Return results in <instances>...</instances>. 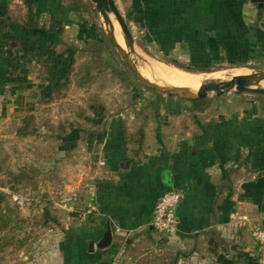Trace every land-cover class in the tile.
Here are the masks:
<instances>
[{
    "label": "crops",
    "instance_id": "obj_1",
    "mask_svg": "<svg viewBox=\"0 0 264 264\" xmlns=\"http://www.w3.org/2000/svg\"><path fill=\"white\" fill-rule=\"evenodd\" d=\"M143 1L147 16L175 17L178 42L172 52L188 55L190 62H232L235 68H243V61L264 63V0ZM29 7L24 16H0V102H12L0 104L8 108L0 114L2 127L9 113L18 118L23 107L20 126L25 117H35L37 107L64 98L71 86L70 77L56 76L67 28L57 46L55 16H31ZM16 21L25 28L11 25ZM60 80L66 88L57 96L50 88ZM262 110L256 119L230 113L184 126L176 140L168 132L173 125L153 130L121 119L60 125L23 138L51 145L40 174L49 188L43 194L49 197L46 252L37 254L34 246L29 256L21 251L14 258L9 251L0 255L1 263L150 264L151 253H172V264H264V246L252 236L264 229ZM91 111L98 113L95 106ZM203 115L193 113L196 119ZM172 191L183 194L180 225L171 236H159L152 227L154 210ZM30 213L22 209L24 217ZM108 228L112 244L101 250Z\"/></svg>",
    "mask_w": 264,
    "mask_h": 264
},
{
    "label": "rangeland",
    "instance_id": "obj_2",
    "mask_svg": "<svg viewBox=\"0 0 264 264\" xmlns=\"http://www.w3.org/2000/svg\"><path fill=\"white\" fill-rule=\"evenodd\" d=\"M39 1L43 0H0V16H6V9L9 10L11 16H24L28 6H35ZM114 1L129 26L133 44L140 54L141 59H138L137 62L132 56L133 63L142 70L144 77L155 85L157 79H154L155 77L148 70L143 59L146 62L160 63L189 76H200L199 87L196 90L204 83L226 82L239 76L247 77L249 73H256V71L264 72L263 62L251 63L247 61L240 63L243 68H235V64L226 62L218 64L216 68L212 66L213 68L204 71L202 69L204 67H201L203 62L197 60L195 62L191 60L192 62H190L188 55L182 52L165 53L155 42L152 44L149 41L144 43L145 27L132 22L130 19L140 6H144V1ZM53 2V11L57 8L59 18L67 28L66 46H72L78 51L74 71L69 76L71 86L69 90L63 93L64 98L37 107L34 115L35 125L39 128V133L48 132L53 127L55 130L60 125H89L94 120L109 124L121 119L130 126H147L153 128V130L155 128L156 130H163V126L173 125L175 128L173 130L169 129L168 132L171 133L172 139L176 140V136L182 133L184 126H194L197 125V122L209 124L218 120L217 116L220 114L231 113L245 116L244 112H247L246 115H250V119H256L261 115L264 96L249 93L231 92L220 97L210 94L208 100L211 101V106L204 112L203 116L198 117L199 119L193 116L195 112H193L194 107L191 102L174 97L172 103L169 104L168 97L161 96L164 99H159L157 94L145 89L135 80L117 50L107 40L108 33H113V31L106 25L101 14L96 10L93 0H53ZM112 20L117 26V31L124 38L118 23L115 19L112 18ZM104 36L107 39H104ZM86 38L89 39L86 40ZM141 44L144 45L141 46ZM190 64H193L192 66L195 68H191ZM65 66L63 64L60 67L56 76L60 74L61 77H66ZM87 71H91L94 81L90 84H84L81 88L79 86L80 80ZM45 74L46 71L42 70L40 76H45ZM220 75L223 78L213 77ZM157 82L161 83L160 81ZM48 90L47 86L41 89L45 98L50 95ZM12 92H15V89ZM0 104L12 105V102L6 99ZM94 105H96L98 113L91 111V107L93 108ZM1 107L0 114L1 111L8 110L7 107ZM22 109L23 107L18 113V118L12 117L9 113L11 118H9L7 125L2 127V124H0V195L5 197L0 210L7 204L12 207L18 206L19 218L25 220L26 223L24 224V230L18 233L16 238L17 240L29 238L25 247L18 249V247L12 246L5 250L4 253L10 251L9 255L14 258L21 251L28 252L27 255L29 256L34 246L37 247V254L46 252L43 249L45 246L43 244H46L49 231L48 226L44 225V212L46 208H49L47 202L49 197L43 195L49 191V188L47 179L42 180L40 174L45 171L46 167L42 166L41 162L48 155L51 145L47 140L43 141L41 138L25 142L17 136L18 122L25 112ZM35 143L44 144V146ZM33 148L36 150L33 151ZM32 170H35V172ZM36 192H40V196L36 195ZM24 208L30 209L31 213L28 217L22 215V209ZM5 234L0 233V237ZM171 254L151 253L148 257L151 258L149 263L172 264L174 255ZM0 264H2L1 260Z\"/></svg>",
    "mask_w": 264,
    "mask_h": 264
},
{
    "label": "trees",
    "instance_id": "obj_3",
    "mask_svg": "<svg viewBox=\"0 0 264 264\" xmlns=\"http://www.w3.org/2000/svg\"><path fill=\"white\" fill-rule=\"evenodd\" d=\"M53 0H43L39 1L35 6H30L31 16H55L54 20L56 21V39L57 46L63 45V35L65 26L59 18V13L57 8L53 11ZM145 6H140L138 11L130 18L132 22H136L139 25L145 27L146 33L143 35V42L148 43H157L162 51L165 53L172 52L176 49L177 37H176V19L174 16H147L145 13ZM6 16H8L7 9L5 10ZM169 17V18H168ZM59 24V25H57ZM11 25L24 29L26 24L19 22H11ZM61 25V26H60ZM41 32L46 30L45 26L39 29ZM103 35V34H102ZM108 38V37H107ZM104 36V39H107ZM89 38H86L88 40ZM109 41V39H107ZM110 42V41H109ZM55 43V42H54ZM111 44V43H110ZM66 45V44H65ZM144 44H141L143 46ZM67 47V46H66ZM77 49L69 46L66 48L65 53H58L57 60H60V64L57 66V71H59L60 66L65 64V69L67 71L66 77H69L74 71V66L76 63ZM193 60V58H192ZM195 62V60H193ZM193 65V64H192ZM208 65V64H207ZM179 67V66H178ZM195 68L194 66H190ZM204 71L209 70V66H201ZM216 68L217 66H213ZM212 67V68H213ZM181 68V67H179ZM197 68V67H196ZM59 73V72H58ZM60 75V74H59ZM94 81V76L91 74V71H87L85 76L80 80V87H83L84 84H90ZM66 85L62 83V80L58 81L53 87L50 88L52 94H57L60 96ZM159 99H164L159 96ZM172 98H169V104L172 103ZM168 104V105H169ZM194 109L193 112L204 113L211 106V101L208 99L191 102ZM167 105V106H168ZM96 106V105H94ZM17 136L19 138H28V137H39V128L35 125V117L27 116L22 121L17 131ZM0 206L4 203V195H0ZM25 220L19 218V207L7 204L3 209L0 210V233H6L4 236L0 237V255L9 249L12 246L18 247L21 249L28 244L29 238L24 240H17V234L21 233L24 230ZM174 262V261H173Z\"/></svg>",
    "mask_w": 264,
    "mask_h": 264
},
{
    "label": "water",
    "instance_id": "obj_4",
    "mask_svg": "<svg viewBox=\"0 0 264 264\" xmlns=\"http://www.w3.org/2000/svg\"><path fill=\"white\" fill-rule=\"evenodd\" d=\"M96 5V10L103 16L106 22L109 24L112 31H114V20L118 23L123 35L125 46L129 43H133L132 34L129 29V26L125 20V18L120 13L116 2L114 0H93ZM111 45L117 50L118 54L121 56L125 66L129 69V71L134 76L135 80L141 84L145 89L150 90L157 94L158 96L174 98L177 97L181 100L194 102L200 101L204 99H208L210 94H215L217 97L229 94L231 92H236L238 94H255L264 96V88L260 85L264 81V72L258 73L260 80L262 81L260 84L256 86H251L248 79L245 77H237L230 81L222 82H209L204 83L197 92L195 93H185L187 92L184 89L173 88V89H164L159 86L153 84L144 75L140 72L138 67L131 61L130 56L127 54L125 47L119 44L113 33H108L107 35ZM112 244V232L111 229L108 228L106 235L103 240L99 244V248L101 250H105L109 248Z\"/></svg>",
    "mask_w": 264,
    "mask_h": 264
},
{
    "label": "bare ground",
    "instance_id": "obj_5",
    "mask_svg": "<svg viewBox=\"0 0 264 264\" xmlns=\"http://www.w3.org/2000/svg\"><path fill=\"white\" fill-rule=\"evenodd\" d=\"M102 18H103V16H102ZM103 20L106 23V25L108 27H110L109 24L106 22V20L104 18H103ZM117 30H118L117 26L114 23L113 35H114L116 41L119 44H121L123 47H126L125 50H126L127 54L130 56L131 61L133 62V59H132V56H133L134 60L137 62L138 59H141L140 58V54L138 52V49L134 46L133 43H129V44H127L125 46L124 38L119 33V31H117ZM128 48L130 49L131 52L129 51ZM143 62L147 65L148 70L155 77L154 79H157V81L161 82V83H159V82H157L155 80L156 85L159 86L160 88H164V89L180 88V89L186 90L187 92H185V93H190V92L191 93H195V92H197L199 90V89L198 90H196V89L199 87L200 76L199 77L189 76V75H186V73H181V71H177V70H175L173 68L166 67V66H164V65H162L160 63H156L154 61L146 62V60L143 59ZM138 69L142 73V70L139 67H138ZM235 73H237V72L235 71ZM217 74H219V73H217ZM222 75L213 76V77L220 78V77H222ZM240 75H242V74H240ZM239 77H242V76H239ZM224 78H226V77H224ZM235 78H237V77H235ZM245 78L248 79V81H249L251 86H256V85H258V84H260L262 82L260 80V77H259V75L257 73H249L248 76L245 77ZM222 82H225V81H222ZM260 86L262 88H264V81L261 83Z\"/></svg>",
    "mask_w": 264,
    "mask_h": 264
},
{
    "label": "built area",
    "instance_id": "obj_6",
    "mask_svg": "<svg viewBox=\"0 0 264 264\" xmlns=\"http://www.w3.org/2000/svg\"><path fill=\"white\" fill-rule=\"evenodd\" d=\"M183 200L181 192L172 191L163 196L157 204L152 220V227L158 235L170 236L179 228L180 221L177 209ZM253 238L260 246H264V230H253Z\"/></svg>",
    "mask_w": 264,
    "mask_h": 264
}]
</instances>
